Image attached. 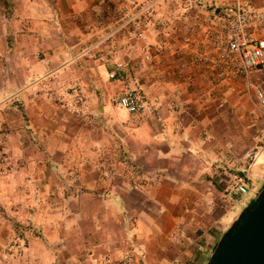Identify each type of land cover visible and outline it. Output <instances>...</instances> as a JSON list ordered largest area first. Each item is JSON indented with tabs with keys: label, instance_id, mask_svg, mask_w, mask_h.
I'll list each match as a JSON object with an SVG mask.
<instances>
[{
	"label": "rangeland",
	"instance_id": "rangeland-1",
	"mask_svg": "<svg viewBox=\"0 0 264 264\" xmlns=\"http://www.w3.org/2000/svg\"><path fill=\"white\" fill-rule=\"evenodd\" d=\"M188 1L198 7L189 8ZM235 1L97 0L75 14L52 8L48 0H0V264H29V239L47 241L57 264L208 260L192 258L199 253L193 245L179 253L157 250H162L157 245L171 225L167 214L179 210L181 203L167 199L175 190L172 181L156 177L155 168L145 165L153 154L141 146V136L148 138L141 114L153 122L161 106L183 111L180 101L190 88L202 100L225 97L227 122H218L224 135L205 137L223 152L218 162L230 175L227 191L237 178L249 190L261 191L264 106L258 104L255 86L264 91V74L254 69L212 87L201 64L195 62L199 80L194 81L177 60L194 61L204 42L206 13ZM249 1L264 12V0ZM148 2L153 3L152 22L145 31V41L152 45L150 62H140L139 49L123 32L89 48L120 23L124 12ZM255 26L264 37V24L255 21ZM159 40L164 46L157 53ZM119 60H129L126 73L123 81H112L107 73ZM177 79L188 80L187 91L173 87ZM197 84L205 89L198 94ZM125 86L146 97L145 111L130 114L113 103L112 97ZM151 96H161L168 104L150 103ZM236 97L243 99V136L235 132ZM202 107L191 103L188 111H214ZM254 115L258 121L253 126ZM95 177L99 180L93 188ZM110 195L118 198L108 200ZM252 200L242 195L237 207ZM195 236L203 237L201 231Z\"/></svg>",
	"mask_w": 264,
	"mask_h": 264
},
{
	"label": "crops",
	"instance_id": "crops-1",
	"mask_svg": "<svg viewBox=\"0 0 264 264\" xmlns=\"http://www.w3.org/2000/svg\"><path fill=\"white\" fill-rule=\"evenodd\" d=\"M96 1L48 0V3L57 10L63 7L64 10L68 12L70 10L71 13L74 12L76 14V12L79 13L83 9L93 7ZM262 23L264 24V21ZM177 60L179 61L178 66H187L186 73L189 77H193L194 81L199 80L195 61L190 63L188 58ZM256 70L264 74V66ZM184 79L172 81L173 87L187 91V88H189L187 86L188 80ZM185 81H187V84ZM128 85L133 86L129 83ZM126 88L125 86V90H128ZM194 88L197 89L196 94L205 90L204 85L201 84H197ZM189 91L190 93H187L186 97H182V101H180L184 108L183 111H165L164 106H161L157 109L158 115L153 118V122L149 121L151 119L146 117L147 115L141 114V120L144 122V127H146L145 134L148 136L147 139H143L141 136V146L144 151L153 154L150 155L151 158H146L148 163L145 165L155 168L156 177L159 175L163 180L170 179L174 185L173 188L175 190L167 196V199L173 203H181L179 210L167 214L171 219V225L165 239L161 241V244L157 245L162 246V250H160L161 247H157V250L159 253H163L164 249L167 251L168 248H171V250L176 249L177 253H179L180 249L193 245L198 249L199 253L198 255L197 253L194 254L192 258L197 257V259L202 260L205 257L209 259L212 249L221 234L230 226L243 207H237L236 203L242 199V194L227 191L226 186L230 182V175L226 171H221V165L218 162L223 152H220L214 146L215 140L210 143L206 138L208 135H224L222 134L221 126L222 124L225 126L227 122V117L224 113L227 99L222 96H209L202 100L199 96L193 95V89L190 88ZM178 99L179 97L177 96L174 100L178 102ZM234 99L236 112L235 132L238 133L239 131L243 136V99L242 97ZM149 100L150 103L168 104L165 101L166 99L161 96H151ZM191 103L197 106L205 105L202 110L214 108V111L210 113L206 111L191 113L188 111V104ZM258 104L262 107L264 106V103L260 101ZM254 117L251 119V125L256 124L258 121L257 116L254 115ZM238 120L240 122L239 128ZM227 131L231 130L227 128ZM235 155L240 156V150H235ZM232 171L236 172L234 169ZM98 180V177L93 178L90 183L93 188L97 185ZM254 183V180H252L251 185L254 186ZM258 193L257 190L252 188L246 195L254 200ZM116 198L118 196L110 195L108 200L114 201ZM234 208L236 211L232 210ZM116 212L113 209L112 215H115ZM196 231L202 232V239L195 236ZM27 244L26 249L31 250V253H28L29 264H57L56 255L53 253L54 259L51 257L47 241L41 242L29 239ZM163 262H168V260L163 258Z\"/></svg>",
	"mask_w": 264,
	"mask_h": 264
},
{
	"label": "built area",
	"instance_id": "built-area-1",
	"mask_svg": "<svg viewBox=\"0 0 264 264\" xmlns=\"http://www.w3.org/2000/svg\"><path fill=\"white\" fill-rule=\"evenodd\" d=\"M152 4L148 2L139 9L124 12L120 16V23L89 48L97 47L114 34L123 32L132 40L131 46L139 49L140 62H150L153 57L152 45L145 41V31L152 22ZM187 6L198 7V4L196 1H188ZM255 21H264V12L254 8L249 0H237L226 7L212 8L206 13L203 24L204 42L200 52L194 55V61L203 66L204 74L212 87L220 85L225 79L243 77L264 66V37L258 35ZM163 46L164 41L159 40L155 51L158 53ZM128 64L129 60L115 61L107 73L108 78L123 81ZM255 94L264 103L261 85L255 86ZM112 101L130 114L142 113L148 104L146 97L136 88L115 94ZM229 191L246 195L249 189L237 178Z\"/></svg>",
	"mask_w": 264,
	"mask_h": 264
},
{
	"label": "water",
	"instance_id": "water-1",
	"mask_svg": "<svg viewBox=\"0 0 264 264\" xmlns=\"http://www.w3.org/2000/svg\"><path fill=\"white\" fill-rule=\"evenodd\" d=\"M206 264H264V187L221 234Z\"/></svg>",
	"mask_w": 264,
	"mask_h": 264
},
{
	"label": "trees",
	"instance_id": "trees-1",
	"mask_svg": "<svg viewBox=\"0 0 264 264\" xmlns=\"http://www.w3.org/2000/svg\"><path fill=\"white\" fill-rule=\"evenodd\" d=\"M254 202V200H252L251 202H250V204H252Z\"/></svg>",
	"mask_w": 264,
	"mask_h": 264
}]
</instances>
